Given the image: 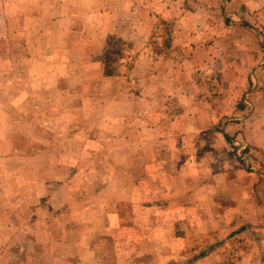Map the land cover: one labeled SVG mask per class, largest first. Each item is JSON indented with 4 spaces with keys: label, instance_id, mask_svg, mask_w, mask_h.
I'll list each match as a JSON object with an SVG mask.
<instances>
[{
    "label": "rangeland",
    "instance_id": "374dc122",
    "mask_svg": "<svg viewBox=\"0 0 264 264\" xmlns=\"http://www.w3.org/2000/svg\"><path fill=\"white\" fill-rule=\"evenodd\" d=\"M73 2L0 0V264H193L175 241L172 255L159 245L169 228L171 238L185 235L165 224L174 211L148 216L151 201H129V182L143 172L144 128L159 117L203 119L200 109L219 101L222 81L206 77L205 58L250 45L229 29L245 5L86 0L78 12ZM180 85L204 92L179 95ZM230 143L243 156L235 135ZM192 241L186 249L205 244ZM244 241L207 242L194 264H234L253 246Z\"/></svg>",
    "mask_w": 264,
    "mask_h": 264
},
{
    "label": "crops",
    "instance_id": "0c3cea01",
    "mask_svg": "<svg viewBox=\"0 0 264 264\" xmlns=\"http://www.w3.org/2000/svg\"><path fill=\"white\" fill-rule=\"evenodd\" d=\"M73 1L71 5L78 4V12L84 10L81 7L86 8V0ZM214 1L225 5V0ZM241 2L245 10L237 17H230L229 29L236 28L252 38L250 45L243 44L244 52L205 58L206 77L222 81L218 86L221 90L219 101H208L206 108L200 109L206 111L203 119L159 117L153 124L154 130L144 128L143 172L137 181L129 182L133 191L129 201H151L148 205L153 208L149 207L152 212L148 216L152 218L162 217L165 208L174 211L165 224L185 230L183 237L177 233L171 238L170 228L165 231L170 239L157 237L162 241L159 245L164 254L172 255V242L175 241L179 250L175 254L183 258L189 252L194 256V263L200 261L205 245L213 246L207 242L216 240L239 237L245 238L244 243L253 241V246L249 244L251 248L246 249L245 258L234 264H259L264 251V42L260 32L264 29V4L262 0L260 3L255 0L254 6L250 0ZM142 7V11L149 14V10ZM219 12L224 22L223 9ZM203 49L198 45L199 54ZM207 50L206 47L205 52ZM165 72L176 78L183 75V71L174 69ZM198 91L204 92L202 87L193 89L184 85L174 90L179 95L195 96ZM182 102L188 104L186 99ZM177 108L179 110L175 104V110ZM191 108L196 110L194 106ZM234 135L245 147L241 157L230 143ZM135 189H138V196ZM186 239L201 240L205 244L195 243L186 249ZM216 255L211 253L205 260L214 262Z\"/></svg>",
    "mask_w": 264,
    "mask_h": 264
}]
</instances>
